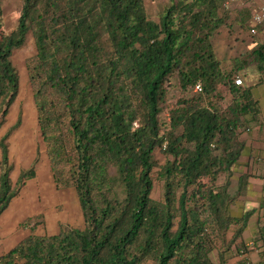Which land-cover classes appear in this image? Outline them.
Returning a JSON list of instances; mask_svg holds the SVG:
<instances>
[{"label": "trees", "instance_id": "16d2710c", "mask_svg": "<svg viewBox=\"0 0 264 264\" xmlns=\"http://www.w3.org/2000/svg\"><path fill=\"white\" fill-rule=\"evenodd\" d=\"M3 1L0 130L20 90L12 57L32 33L38 125L56 186L75 189L84 227L30 235L0 264H229L231 256L252 263L243 234L264 199L234 217L230 209L246 196L252 174L240 176L235 194L229 187L244 150L240 136L260 120L259 107L235 83L238 59L220 60L212 39L226 22L223 13L242 3L170 0L156 21L144 0H22L17 27L6 34ZM261 49L253 53L262 65ZM173 76L183 92L198 84L201 91L181 98L163 128ZM221 87L232 96L225 109ZM21 122L20 115L0 139V217L39 164L21 171L16 189L8 141ZM157 148L168 156L159 173L163 201L152 198ZM222 174L225 183L215 186ZM253 244L260 263L264 225Z\"/></svg>", "mask_w": 264, "mask_h": 264}, {"label": "rangeland", "instance_id": "374dc122", "mask_svg": "<svg viewBox=\"0 0 264 264\" xmlns=\"http://www.w3.org/2000/svg\"><path fill=\"white\" fill-rule=\"evenodd\" d=\"M145 3L148 16L158 21L163 9L155 5L153 0H145ZM22 6V0L3 1L1 29L4 33L10 34L17 27ZM238 7L239 6L237 5H233L223 13L226 22L216 32L212 39L216 41V43L219 40L225 41V39L232 40V42L238 41L237 48L236 46L235 48L238 49V47H242L240 49L243 51V46L245 44L241 43L245 42V39L240 37L244 34L242 30L245 28V25H247L243 20L248 18V16L243 15L240 11L241 7ZM237 12H239L238 17L236 16L238 14ZM249 37L251 40L257 39L259 41L258 49L262 48L261 53H264V25L261 26L259 35L256 37H251L249 35ZM227 47L230 46L227 44L224 46V44L217 43L219 56H225L223 54L228 51ZM223 48H225V50ZM232 49L235 50L236 53H240V51H237L234 47ZM36 54L37 49L35 39L33 34L30 33L25 45L21 49L15 51L12 57V61L20 75V90L16 101L7 115L5 125L0 130V139L5 133L13 128L18 120V116L21 115V125L11 133L8 141L9 160L14 168L11 177L16 189L18 188L17 178L21 171L28 170L36 159L39 160V164L36 166L35 178L27 181L24 186L19 188L18 195L11 201L7 210L0 217V257L9 252L24 238L30 235H53L57 234L61 229H64L67 226L75 228L84 227V218L75 189H59L56 186L46 145L43 141L38 125V113L34 101V89L29 79V66L32 64ZM247 55L248 56L245 55L246 57L243 59L247 60L255 57V60H258L254 53ZM260 65V62L256 65L255 63L252 64L254 68H258ZM235 77H241L244 82L243 73L236 72ZM39 85L40 84L36 83L35 87H38ZM219 90L218 100H220V108L225 109L231 103L232 96L226 87H221ZM196 95L197 93H195L194 90L187 93L183 92L179 86L178 78L173 76L169 83H167L166 101L162 105L163 109L160 114V122L163 128H169L170 111L176 108L179 100L186 96L194 97ZM135 127H138V123H135ZM167 157L168 156L161 148L156 149L155 158L158 165L152 173L154 179L152 198L156 201L164 200L165 188L163 181H161L159 177V173L161 167L166 163ZM225 179L226 176L224 174L220 175L214 185L220 186L224 184ZM205 184L207 186H212L213 182L211 183V181L206 179ZM236 191V183L233 182L229 187V193L232 195L235 194ZM180 192L181 190L177 189V197H179ZM254 192H257V190H254ZM252 203L253 202H250L248 205L251 207L258 205L257 203ZM251 222L254 224L252 228H256L257 222L260 225H264L263 207L258 208L256 219L253 218ZM259 224L257 226H259ZM252 244L250 245L253 248L251 251H257ZM261 247L262 245H260V248ZM213 256H215V259L217 258L216 251L213 253ZM256 259V256H254V260ZM145 264H152V261Z\"/></svg>", "mask_w": 264, "mask_h": 264}, {"label": "crops", "instance_id": "0c3cea01", "mask_svg": "<svg viewBox=\"0 0 264 264\" xmlns=\"http://www.w3.org/2000/svg\"><path fill=\"white\" fill-rule=\"evenodd\" d=\"M153 1L154 4L160 8H164L170 5V0ZM261 3L262 0H246L242 4L238 5V8L241 7L240 11L242 12V14L248 16V18H245L243 20V22H245V24L247 23V25H245V28L242 30L244 34L241 33L243 35L240 37L245 39V42L241 43L245 44L243 46V51L242 49H240L242 47H238V49H236L238 41L232 42V40L227 39H225V41L219 40L217 42L218 44H224V46L227 44L230 46L227 47V52L224 51L225 53L223 55L225 56L221 57L219 56L217 43L213 40L216 55L220 60L238 59L237 70L239 73H243L244 75V88L248 89V92H250L253 101L257 102L260 114V120H258L257 123L255 122L254 126L249 131L242 133L240 136V140L244 143V150L239 159V163L235 168V172L231 181L232 183H236L237 190L238 180L242 174L250 173L253 177L249 181V187L246 196L238 198V200L230 209V213L234 217H242L245 211L258 208L264 199V64L258 66V68H254L252 64L255 63L256 65L258 64V62H261L259 58L256 57L258 59L257 61L255 60V57H253V59H243L244 57L248 56L247 54H252L255 50H257L259 46V41L257 39L251 40L249 35L251 37H256L260 33L261 26H263H258L256 28L257 32L255 34H252L250 32L251 28L253 27V24L251 23L252 13ZM237 13L238 14L236 16L238 17L239 12ZM233 47L237 51H240V53H236L235 50L232 49ZM223 49L225 50V48ZM254 190H257V192H254ZM250 202L257 203L258 205L251 207L248 205V203ZM257 213L249 220V225L243 234L244 240L249 246L253 243L252 239L256 236L258 229V222L256 224V228H252L254 224L253 222H251L253 218L256 219ZM250 250H253L251 246ZM257 252L258 251L255 250L253 252L251 251L247 255L248 260L257 262L259 260ZM254 256H256V260H254ZM243 259L244 256H231L229 258V264H237ZM263 262L264 259L260 261V263Z\"/></svg>", "mask_w": 264, "mask_h": 264}, {"label": "built area", "instance_id": "2783aa9c", "mask_svg": "<svg viewBox=\"0 0 264 264\" xmlns=\"http://www.w3.org/2000/svg\"><path fill=\"white\" fill-rule=\"evenodd\" d=\"M245 1L246 0H227L226 6L229 7L231 4L243 3ZM251 21L253 27L251 28L250 32L252 34H255L257 32L256 28L260 25H264V0H262V3L252 13ZM235 83L237 86H242L244 84L243 79L241 77H237ZM195 91L196 92L201 91V86L199 84L196 86ZM250 264H264V262L263 263L252 262Z\"/></svg>", "mask_w": 264, "mask_h": 264}]
</instances>
